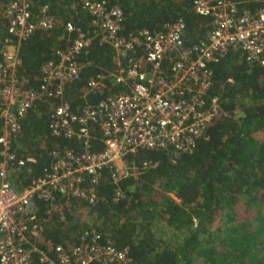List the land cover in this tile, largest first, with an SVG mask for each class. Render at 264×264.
<instances>
[{
	"label": "trees",
	"instance_id": "16d2710c",
	"mask_svg": "<svg viewBox=\"0 0 264 264\" xmlns=\"http://www.w3.org/2000/svg\"><path fill=\"white\" fill-rule=\"evenodd\" d=\"M7 1L0 0V17ZM30 1L33 10L47 3L53 16L51 27L34 30L17 47V73L28 86L36 87L40 65L68 42L64 23L70 21L81 29L91 26L82 0ZM103 1L121 9V35L140 28L155 31L164 21L181 18L182 41L191 44L204 39L211 28L210 17L196 13L192 0ZM233 1L238 11L264 4V0ZM4 35L0 18V47ZM139 52L134 48L126 56ZM126 56L120 57L121 64ZM168 59L169 55L163 56V66ZM76 60L77 76L62 86L60 96L35 100L18 119L12 150L15 157L29 154L34 160L14 169L15 184L25 185L44 173L51 149H80L76 139L49 132V113L60 100L75 110L83 97L97 101L124 88L107 76L101 89L86 92L91 75L115 71L118 66L109 45L93 38ZM208 66L212 72L208 95L217 97L223 113L211 117L192 149L172 153L138 148L126 154L124 161L146 160L154 165L138 168L116 182L103 167L97 175L95 199L88 203L60 198V215L45 200L36 199V214L43 226L37 241L41 251L52 256L51 245L69 247L82 239L84 230L94 228L102 239L127 248L129 264H264V65L245 61L240 49L231 48ZM90 130L96 135L90 140L91 149H99V132L94 125ZM116 188L121 195H114ZM28 264L45 263L33 252Z\"/></svg>",
	"mask_w": 264,
	"mask_h": 264
},
{
	"label": "built area",
	"instance_id": "2783aa9c",
	"mask_svg": "<svg viewBox=\"0 0 264 264\" xmlns=\"http://www.w3.org/2000/svg\"><path fill=\"white\" fill-rule=\"evenodd\" d=\"M90 15L89 29L70 21L64 23L68 42L39 67L41 79L36 87L27 85L17 73V47L36 29L49 28L53 16L47 3L36 10L30 0H8L1 19L5 35L0 47V264H28L33 252L45 264H129L126 247H116L102 239L94 228L82 232V239L69 247L50 246L52 256L38 248L43 226L36 214V199L61 214L60 198L75 197L85 202L95 199L97 175L107 167L113 182L135 173L139 164L124 157L138 148L163 149L176 153L190 151L205 134V125L213 115L223 113L217 97L208 95L211 69L208 63L220 59L231 48L242 51L245 61L264 65V4L252 11L237 10L233 0H192V9L211 19L204 39L191 44L182 41L181 18L164 21L160 28H140L119 34L121 9L103 0H82ZM109 45L115 54V71H98L88 78L86 92L104 86V78L124 84L97 101L83 97L75 110L65 101L55 105L48 118L50 134L74 138L80 149L53 148L48 169L30 178L25 185L14 183V169L34 160L32 155L15 157L12 136L18 119L37 99L59 97L65 83L78 73L76 55L91 39ZM134 48L140 52L126 56ZM169 55L165 66L164 55ZM126 56L124 64L120 57ZM98 130L101 147L91 149ZM115 196L121 195L119 188Z\"/></svg>",
	"mask_w": 264,
	"mask_h": 264
},
{
	"label": "rangeland",
	"instance_id": "374dc122",
	"mask_svg": "<svg viewBox=\"0 0 264 264\" xmlns=\"http://www.w3.org/2000/svg\"><path fill=\"white\" fill-rule=\"evenodd\" d=\"M161 226V225H160ZM160 226L158 225V223L156 222L155 224V229L160 233L161 232V228Z\"/></svg>",
	"mask_w": 264,
	"mask_h": 264
}]
</instances>
